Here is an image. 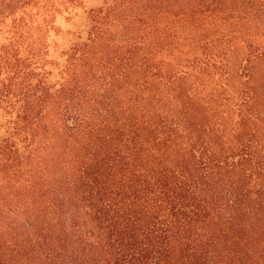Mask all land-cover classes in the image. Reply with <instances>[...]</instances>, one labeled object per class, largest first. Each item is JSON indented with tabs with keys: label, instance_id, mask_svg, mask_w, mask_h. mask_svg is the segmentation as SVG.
Instances as JSON below:
<instances>
[{
	"label": "trees",
	"instance_id": "trees-1",
	"mask_svg": "<svg viewBox=\"0 0 264 264\" xmlns=\"http://www.w3.org/2000/svg\"><path fill=\"white\" fill-rule=\"evenodd\" d=\"M0 264H264V0H0Z\"/></svg>",
	"mask_w": 264,
	"mask_h": 264
},
{
	"label": "rangeland",
	"instance_id": "rangeland-1",
	"mask_svg": "<svg viewBox=\"0 0 264 264\" xmlns=\"http://www.w3.org/2000/svg\"><path fill=\"white\" fill-rule=\"evenodd\" d=\"M83 1H84L85 8L87 10L93 9L102 4V0H83ZM57 26L59 30L62 32H66L70 29H73L72 24L65 21L64 18H59L57 22Z\"/></svg>",
	"mask_w": 264,
	"mask_h": 264
}]
</instances>
